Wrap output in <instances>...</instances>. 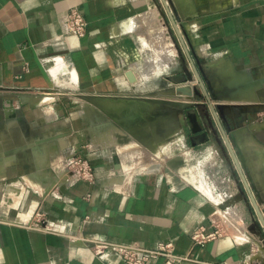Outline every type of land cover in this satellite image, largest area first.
<instances>
[{"label": "crops", "instance_id": "0c3cea01", "mask_svg": "<svg viewBox=\"0 0 264 264\" xmlns=\"http://www.w3.org/2000/svg\"><path fill=\"white\" fill-rule=\"evenodd\" d=\"M69 8L84 16V35L63 34ZM197 61L218 96L204 84L201 101L236 105L224 109L225 119L214 113L223 147L185 121L183 139L202 162L196 176L211 193L193 177L126 169L99 135L113 130L141 143L174 131L169 115L141 95L171 90V79L186 77L184 66L194 80L180 85H198ZM74 156L89 161L93 182L64 181ZM36 210L46 229L16 218ZM211 219L222 235L194 244L191 231ZM263 220L264 0H0V264H126L68 240L80 234L149 247L172 242L184 257L173 264H264Z\"/></svg>", "mask_w": 264, "mask_h": 264}, {"label": "built area", "instance_id": "2783aa9c", "mask_svg": "<svg viewBox=\"0 0 264 264\" xmlns=\"http://www.w3.org/2000/svg\"><path fill=\"white\" fill-rule=\"evenodd\" d=\"M62 32L82 36L85 34L87 22L82 13L76 8H69L61 16ZM68 175L65 178L66 183H73L77 180L93 182L95 179L94 171L89 161L82 156H74L66 160ZM225 199L220 197L217 203H222ZM25 214H17L21 224L30 228L46 229L43 220V213L36 210L32 216L22 218ZM223 230L216 219H211L209 227L198 226L191 231L190 237L194 244L202 245L206 241L220 237ZM70 242L81 241L87 245L98 256L114 254L125 261L126 264H147L150 261L163 259L165 264H173L181 261L184 257L174 252L172 242H158L155 246L149 247L140 242L120 243L109 241L95 235H68ZM226 264V263H223Z\"/></svg>", "mask_w": 264, "mask_h": 264}, {"label": "rangeland", "instance_id": "374dc122", "mask_svg": "<svg viewBox=\"0 0 264 264\" xmlns=\"http://www.w3.org/2000/svg\"><path fill=\"white\" fill-rule=\"evenodd\" d=\"M169 117L171 123L176 124L174 131L171 133L168 131L167 134L160 129L156 135L145 142H125L122 136L113 130L101 131L99 135L115 145L126 169L130 171L150 167L151 170H160L176 178L190 180L192 179L190 177L198 174L199 164L202 162L198 155L193 156L196 151L188 140L183 139L186 138L187 130L185 119L178 113ZM205 190L211 193L209 188Z\"/></svg>", "mask_w": 264, "mask_h": 264}, {"label": "water", "instance_id": "95a60500", "mask_svg": "<svg viewBox=\"0 0 264 264\" xmlns=\"http://www.w3.org/2000/svg\"><path fill=\"white\" fill-rule=\"evenodd\" d=\"M176 48L178 49V46L176 45ZM198 65V72H195V77L197 79L198 85H180V80H183V82L186 81H193L194 75L190 73L188 70L186 71L185 67V73L186 77L183 79H171L174 80L173 82L176 84L174 87L165 92L155 95H141V99L147 102H151L154 104V111L156 114H167L172 115L175 113L181 114L184 116L186 121L188 122L190 126V132L196 133V134H203L204 136H209V133H211L214 138L216 139L217 143L219 145H222L221 138L219 136V132L215 123V115L214 113H218L220 117H224L223 111L225 108L231 109L235 107L236 105H231L226 102H216L214 106L211 108L208 103H205L201 100L207 99L204 90V93L201 90L204 89V84L206 88L208 89L210 93V97L213 100H217L218 96L215 94L214 87L211 84V81L209 78H207L205 72L203 71L199 61H197ZM125 76L127 77L128 81L133 83L136 81V77L134 75V72L131 69H127L125 71ZM180 94L185 95L186 99L177 98L175 96H179ZM131 98V97H130ZM110 117H113V119H116L115 115H112L109 111H106ZM160 114V115H161ZM117 120V119H116ZM229 137L234 141V144L238 148V144L235 140V135L230 130ZM192 144H194L192 142ZM241 156V164L245 168L247 175L250 178V174L246 165V158L244 157L243 153L240 152ZM115 166L118 168L120 167V163H116ZM240 192L243 193L242 188L240 187ZM244 199H247L245 196ZM263 227H264V220H263Z\"/></svg>", "mask_w": 264, "mask_h": 264}, {"label": "bare ground", "instance_id": "6f19581e", "mask_svg": "<svg viewBox=\"0 0 264 264\" xmlns=\"http://www.w3.org/2000/svg\"><path fill=\"white\" fill-rule=\"evenodd\" d=\"M117 120H120V119H125L124 115L120 116V117H116ZM131 128V127H130ZM132 130V129H131ZM193 179L197 180L199 182V186L202 187V188H208L206 187V184H204V181L203 179L201 178V176H193ZM207 190V189H206Z\"/></svg>", "mask_w": 264, "mask_h": 264}, {"label": "flooded vegetation", "instance_id": "af4514ba", "mask_svg": "<svg viewBox=\"0 0 264 264\" xmlns=\"http://www.w3.org/2000/svg\"><path fill=\"white\" fill-rule=\"evenodd\" d=\"M183 118H184V116H182ZM185 119V118H184ZM185 121H186V119H185ZM187 122V121H186ZM189 133V131L187 132V134ZM187 137L189 138V140H190V142H192L193 141V136L191 135V134H188L187 135Z\"/></svg>", "mask_w": 264, "mask_h": 264}]
</instances>
